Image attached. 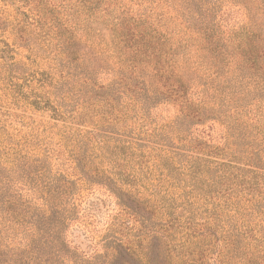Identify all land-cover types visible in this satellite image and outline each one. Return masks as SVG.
Instances as JSON below:
<instances>
[{
	"label": "rangeland",
	"instance_id": "rangeland-1",
	"mask_svg": "<svg viewBox=\"0 0 264 264\" xmlns=\"http://www.w3.org/2000/svg\"><path fill=\"white\" fill-rule=\"evenodd\" d=\"M123 17L168 47L199 37L198 27L233 35L237 44L249 34L264 43V0H0V178L23 199L31 165L72 179L81 209L65 237L80 255L103 252L107 235L137 242L147 226L155 234L145 242L162 240H153L162 245L159 264H264V81L222 87L225 94L207 102L215 109L197 123L182 120L190 109L182 115L141 89L117 106L121 115L99 98L117 81L112 41ZM72 26L91 40L63 43ZM193 86L187 94L195 101ZM192 143L206 149L207 177L186 162ZM118 187L136 197L130 205L144 223L123 214ZM2 231L4 264H29L22 259L30 235ZM35 242L33 264L43 253ZM62 258L56 264H70Z\"/></svg>",
	"mask_w": 264,
	"mask_h": 264
},
{
	"label": "trees",
	"instance_id": "trees-1",
	"mask_svg": "<svg viewBox=\"0 0 264 264\" xmlns=\"http://www.w3.org/2000/svg\"><path fill=\"white\" fill-rule=\"evenodd\" d=\"M84 14L89 18L96 15L90 12ZM194 21H196L195 17L189 22L192 24ZM75 24L81 23L75 20ZM115 25L118 35L112 43H114V56L119 58L117 61L119 67L115 71L118 75L117 81L111 84L113 88L100 95L102 98H99V101L107 103L110 109L118 110L121 115L126 111L118 109L117 106L125 105L124 99L132 100L135 89H141L149 94L148 101L164 100L174 107H179L182 115L190 109V113L185 114V118L182 116V120L185 119L187 123H197L210 112L209 107L215 109L207 102L212 101L211 98L219 94L224 95L225 91H232L234 84L239 87L251 83L263 84L264 43L260 36L249 34L240 44H237L233 35L227 37L220 32L198 27L195 32L199 37L192 35L191 39H183L177 48L176 46L168 47L164 37L147 34L146 27H140L127 18L119 19ZM191 28L195 29L193 26ZM67 30L69 31L65 34L63 43L72 46L78 41L91 40L86 39L87 34L84 30L76 33L73 26L68 27ZM193 73H198L200 76L194 78L191 76ZM86 78L91 79L87 76ZM197 80L200 85L193 86ZM192 86L195 88L193 91L195 101L189 99L187 94V90ZM226 96L225 99H228V102H234L233 96L229 97L228 94ZM186 147L188 148L185 151L192 152V155L188 157L190 159L186 162L190 164L194 172L207 177L209 173L206 162L208 160L200 156L203 150L204 153L206 152V149L193 143ZM79 161L85 164L82 165L84 174L92 176L90 166L86 165L88 162L85 159ZM216 163L221 165L223 162ZM23 178L22 184L28 191V199L20 197L22 195H13L11 190L9 193L12 182L0 178V195L4 197L0 199V225L13 234L21 229L25 235H30L31 242L26 244L28 247L23 252L22 260H25V263L33 264L34 257L29 253L36 249L37 239L41 242L43 253L37 258L41 263L36 264H56V259L62 258L63 254L68 256L62 258L63 262L66 263L69 259L70 264L160 263L158 257L163 256L162 245L157 243L155 246L153 240H162L160 237L152 236V243L151 237H148L145 242L144 237L155 234L151 228L147 229V226L139 231L137 242H129L116 235H107L103 239V252H97L95 256L88 255V257L84 253L78 254V250L72 248L65 237L66 227L78 219L81 209L80 203L75 202L77 184L62 174L46 177L45 169H38L33 165L29 170H25ZM115 193L120 200V205L123 206V214L138 223H144L145 216L139 213L136 205L135 207L130 205L137 202L136 197L120 187ZM3 229L0 230V235H4ZM87 248H92L91 243ZM1 256L6 255L0 253V264H4Z\"/></svg>",
	"mask_w": 264,
	"mask_h": 264
}]
</instances>
